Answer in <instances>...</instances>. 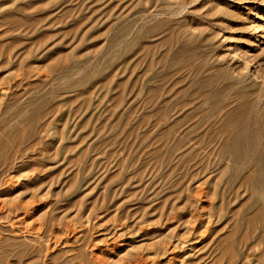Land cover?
I'll list each match as a JSON object with an SVG mask.
<instances>
[{"label": "rangeland", "instance_id": "1", "mask_svg": "<svg viewBox=\"0 0 264 264\" xmlns=\"http://www.w3.org/2000/svg\"><path fill=\"white\" fill-rule=\"evenodd\" d=\"M0 264H264V0H0Z\"/></svg>", "mask_w": 264, "mask_h": 264}]
</instances>
